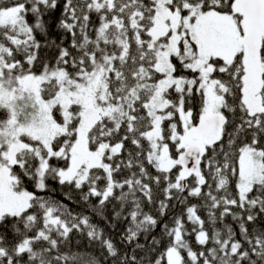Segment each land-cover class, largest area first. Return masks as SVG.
Masks as SVG:
<instances>
[{"label":"snow or ice","instance_id":"6c2138e0","mask_svg":"<svg viewBox=\"0 0 264 264\" xmlns=\"http://www.w3.org/2000/svg\"><path fill=\"white\" fill-rule=\"evenodd\" d=\"M0 264H264V0H0Z\"/></svg>","mask_w":264,"mask_h":264},{"label":"trees","instance_id":"16d2710c","mask_svg":"<svg viewBox=\"0 0 264 264\" xmlns=\"http://www.w3.org/2000/svg\"><path fill=\"white\" fill-rule=\"evenodd\" d=\"M4 2H8V0H4ZM59 16H60V12H59V10H57V11H55V12L52 14V16L49 18V23H50V25H51V30H50L49 35H50V38L56 39L57 42H59V38H60V33L56 30V22H57ZM67 43H68V42L65 41V44H66V45H67ZM42 55H43V53H42ZM49 184L51 185L52 188H55L56 191H55V192L46 193V194H45V193H41V195H51V196L55 197V199L60 200V201H63V202L66 203V204H69V201L65 200V198H64V191H67V189L61 190V189L55 184V182H53V181H49ZM25 187H26L28 190H30V191H34V190H35L31 182H26ZM73 195L76 196L77 199H78V195H77L76 193H73ZM192 202L195 203L196 201L193 200ZM69 206H70L71 208H73L74 210H76V211H80L81 209H83V208L85 207V206L82 205V204L78 206V205H76L75 203H71V204H69ZM145 210H146V211H149L150 209L146 206ZM179 211H180V208H179V207H178L177 209H174V210L170 211V212H169V217H170L173 213H178ZM153 214H155L154 210H153ZM200 214H201V216H205V213H204L203 211H201ZM110 215H111V211L109 210V216H110ZM169 217H165V220H168ZM94 219H95V220H98V218H96V217H94ZM227 219H228V222H231V218H230V217L227 218ZM98 222L101 224V226H104V227H105L106 231H107L109 234H112L113 236H117V234H118L120 231H122L123 228H124V225H123V224H119V225L117 226V229H116L115 231H113L111 228H108L106 225H104V222H103L102 220H98ZM158 231H159V230L157 229V232H158ZM117 243H119L118 238H117ZM74 250H75V249H74ZM84 250H85V249H81V251H84ZM88 251H89V254H93V253L91 252V250H88Z\"/></svg>","mask_w":264,"mask_h":264}]
</instances>
